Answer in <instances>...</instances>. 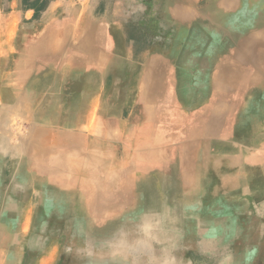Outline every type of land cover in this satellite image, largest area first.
Wrapping results in <instances>:
<instances>
[{
    "label": "bare ground",
    "instance_id": "obj_1",
    "mask_svg": "<svg viewBox=\"0 0 264 264\" xmlns=\"http://www.w3.org/2000/svg\"><path fill=\"white\" fill-rule=\"evenodd\" d=\"M202 5L203 7L198 10V16L197 13L193 14L190 32L187 29L189 33H186L187 42H180L173 51L171 50V54L163 56H159L156 49L146 50L143 64L140 62L138 69H136L139 74L131 77L132 86L124 95L121 91L123 88L118 90L115 95L112 94L113 97L115 96L113 105L108 103V94L106 96L105 90L102 91L101 95L92 98L91 101L95 102V106L87 110H82L80 103L83 102L79 96L74 97L72 106L62 107L59 111L54 105L55 102L54 104L42 105V103L47 102L39 98L40 95L38 94H36L38 100L35 103L34 97H29L28 114L30 116L28 119L31 122L59 123L58 129L61 130L64 141L73 138L83 141L84 138L85 147H80L78 151L80 154H85L89 161L93 160L92 164L96 170L100 168L101 152L110 156V168H106L105 172L102 173L105 176L109 174L110 177L104 180L103 189L92 192L89 198L102 202L110 201L113 208L117 205H123L124 208L115 210L116 216L110 220L109 225L94 219V221H84L85 218H83L77 221L76 223L83 229L81 231H84L85 235H91L92 238L98 240L106 239L109 233L113 232L117 222L137 221L148 215L151 216V208L148 209L151 212L147 211L146 207L149 205L145 204V201H143L144 203L141 201V196L145 190L136 189V187L141 185L142 177L140 174L147 172L149 168L155 169L158 163H168L172 166L173 189L185 191L188 187L192 189L193 185L197 186L201 166L196 164L194 156L201 150H205V153L220 151L218 146L216 148L209 146V141L205 140L216 137L223 127L225 131L224 140L219 142L226 143L229 141L230 136L227 132L229 127L233 128L232 123L237 118L239 108L243 104L249 105L250 92L254 91L252 88L254 82L253 62L256 60L258 63L264 64V0H204ZM29 53V61L26 57L23 58L22 62L19 63L20 69L18 68V73H16L21 74L25 82L28 81L25 74H30L35 69L36 65L34 64L38 62L34 58V52L30 51ZM39 56L40 54L37 53V58ZM117 65L116 61L112 63V67L116 70L114 73L118 70ZM191 72L194 74H188ZM44 75L38 74L37 78L42 79ZM118 75L112 74L115 78L114 87L115 85L119 86ZM114 82L116 83L114 84ZM195 89L198 91H196L197 93H194ZM26 90L29 91L30 86ZM16 93L13 86L12 92L9 90V98L6 100L10 106L18 105L15 103ZM86 97L89 98V95ZM122 98L126 104L121 115H118L117 107L119 108V106L116 100ZM134 104H136L135 107H133ZM37 107L42 111H35ZM128 108L135 110L136 114L125 117L124 112ZM174 123H179L182 126V133L177 135V141L180 140L181 142L171 139L167 135L168 133H164L163 126ZM116 126H119L121 130V134H119L121 142L115 135ZM33 133L35 134V131ZM36 134H38L37 131ZM116 140L118 144L115 143ZM239 142L234 141L233 143L239 145ZM223 149L226 151L229 147L225 146ZM71 151V149H66V152L71 153ZM245 158L246 161L249 160L248 156ZM147 162L150 163L149 166L146 165ZM42 170L45 171L42 174H48L47 176L50 178L39 184L41 186V202L44 203V208L57 209L69 197V193L74 194V192L68 191L69 184L65 175L55 177L49 174L48 170ZM98 182L99 178L97 177L90 181V185H97ZM106 186L112 189L109 194L105 193ZM14 187L10 188L13 190L12 192L16 191ZM10 189L9 191H11ZM81 197V205H76V214L86 216L89 212L87 208L89 199ZM8 205H13V201ZM13 216L14 212L10 209L3 210L0 214V238L3 233L9 232L7 222ZM229 222L231 224V220ZM224 251L226 253V250Z\"/></svg>",
    "mask_w": 264,
    "mask_h": 264
},
{
    "label": "rangeland",
    "instance_id": "obj_2",
    "mask_svg": "<svg viewBox=\"0 0 264 264\" xmlns=\"http://www.w3.org/2000/svg\"><path fill=\"white\" fill-rule=\"evenodd\" d=\"M96 2L97 0H48L43 8H39L40 2L37 0H28V7L24 6L22 0H0V142L8 143L6 146L9 142L18 143L19 139L24 137L25 127L21 117L23 114L16 111L15 105L10 106L6 103L9 98V82L8 79H4V75L15 74V71L20 69L19 62L16 60L21 56L27 41L36 39L48 26L59 19L65 17L71 19L75 12L83 14L85 8L93 7ZM57 3L59 5L51 11ZM118 81L119 86L116 87V91L122 88L121 79ZM131 86L130 80L129 87ZM196 91L195 89L194 93L198 92ZM24 94L25 88H21L18 97L23 98ZM36 100H38L37 95L33 98L34 103ZM116 102L120 106L117 114L121 115L124 99L116 100ZM244 107L247 108V106L239 108L233 123L238 125L239 118L243 119V115L247 112L244 111ZM124 114L125 117H129L136 112L128 108ZM243 121L240 122L243 123ZM247 129L242 127L239 134L238 127H229L227 133L230 137L226 143H217L216 137L209 138L208 145L214 148L218 146L217 148L221 150L206 152L207 154L205 150H201L194 156V161L201 166V170L198 176L199 182L197 186L193 185L192 189L189 187L185 191L173 189L174 175L172 176V166L168 163H158L155 169L149 168L147 172L140 174L141 185L136 189L145 190L141 201L149 205L146 208L149 212L152 210V215L138 219L139 222H117L108 239L98 240L85 235L76 222L78 219L86 220L88 215H77L76 207L44 208L39 203L41 196L38 192L34 195L31 191L18 188L15 192L9 191V175H0V214L6 209L14 212V216L7 222L9 232L3 233L0 238V264H120L118 260L109 257L107 242L120 229L134 233L144 220L158 216L164 209H168L169 218L172 221L171 227L175 229L170 236L176 245L172 254L176 257L177 264H242V262L243 264H264V199L255 198L249 194V191L245 193L238 191L233 186V172L236 161L239 160L238 154L241 148L248 146V141L238 143L240 146L233 142H239L240 137L245 138L248 134ZM119 132V128H116V135ZM181 133V128H178L177 135ZM115 143L118 144V142ZM225 146L229 147L226 151L223 149ZM101 154L100 168L97 169L96 174L99 178L98 188H101L104 180L110 177L109 174L107 176L102 174L106 168H109L110 156L102 152ZM1 160H4L8 166L7 159L0 155V162ZM146 165L149 166L150 163L147 162ZM243 171L245 170L242 169V173ZM2 178H5V182ZM247 179L249 174L246 172L242 174L241 184L238 186L247 187ZM26 199H31L32 207H23ZM12 201L13 205L9 206L8 204ZM100 205L104 203L98 201L97 210L103 208ZM149 208L151 210H148ZM101 214H97V218H100ZM104 215L103 213L101 217L107 218ZM109 223L104 224L109 225ZM157 254H159V246H157Z\"/></svg>",
    "mask_w": 264,
    "mask_h": 264
},
{
    "label": "crops",
    "instance_id": "obj_3",
    "mask_svg": "<svg viewBox=\"0 0 264 264\" xmlns=\"http://www.w3.org/2000/svg\"><path fill=\"white\" fill-rule=\"evenodd\" d=\"M203 1L97 0L93 7L85 8L83 14L75 12L71 19L66 17L59 19L48 26L44 33L36 39L27 41L21 56L16 60L19 63L25 57L28 60L29 52H34V58L38 62L34 64L36 66L32 71L33 73L25 74L28 80L26 81L27 83L21 77V74H16L18 71H15V74H7L4 77L8 79L9 90L12 92L13 86L16 89L15 103H18L16 111L23 114L21 117L25 127L23 140L20 139L18 143L9 142V145L6 146L8 143L0 142V155L8 161V166H6L5 161L1 160L0 175H9L8 188L10 189L12 185L13 187L15 186V190H29L36 195L35 192L38 191V194H40L41 191L39 184L50 178V176H47L48 174H42L45 173L42 169L48 170V173L55 177L65 175L69 184L68 191H73L74 194L72 192L69 193L71 196L69 195L60 205L69 207L80 206L81 196H83L85 199H89V205L87 206L89 212L86 220H95L103 223L111 222L110 220L116 216L115 210H122L124 206L117 205L113 208V204L110 201H105L103 202L104 205H100L103 208L97 210V202L101 200H90L89 197H91L92 192L103 188H98L96 184L90 185V181L97 178V170L92 164L93 160L89 161L85 154H80L78 151L80 147H85L84 138L83 141H78L74 138L66 139L69 141L67 142L63 140L61 130L58 129L59 123L31 122L28 119L30 116L28 114L29 97H34L38 94L40 95L39 98L47 102L42 103V105L54 104L55 102L54 105L59 111L62 107L72 106L74 97L79 96L83 102L80 103L82 110H87L95 106V102L91 101L92 98L101 95L102 91L105 90L106 96L108 94V103L113 105V95L117 93V86L115 85L114 87L113 85L115 78L112 74H119L120 78L118 77L117 79H121L120 85L122 88L124 86L123 89L121 88L122 94H126L130 89L131 77L133 74H139L136 69H138L140 62L143 64L146 50L156 49L158 55L163 56L171 54L174 47L180 42H187L186 35L190 32L193 14L197 13L196 15L198 16V10L202 8H199V6L202 5ZM58 5L59 3L51 11L55 10ZM64 13L68 14V12ZM30 15L32 14L30 13ZM32 44L33 46H31ZM37 53L40 54L39 58H37ZM115 61L119 65V67L117 65L118 70L116 73H114L116 71L115 68L112 67V63ZM253 66L254 82L252 88L254 91L250 92L249 105L244 109V111L248 112L243 115L244 117L247 116V118L243 117V123L240 122L242 120L239 118L238 125L232 123L234 128L238 127V133L242 127L248 128L246 138L239 139L243 143L248 141V146L241 148L238 154L239 160L236 161L235 172H233V186L238 191L243 193L249 191V194L255 198L264 199V64L255 60ZM45 71L48 73H44V77L38 79V74H43L42 72ZM29 86L30 90L28 91L26 89ZM21 88H25V96L23 98L18 97ZM88 95L90 99L86 97ZM125 104L124 102L122 107ZM243 106L245 105L243 104ZM117 109H120V106ZM35 111L41 112L42 109L37 107ZM34 114L37 115L35 112ZM244 123H247V125ZM179 125V123L164 125V133H168L167 135L171 139L177 141V129L182 127ZM116 128H119V126H116ZM34 131L35 134L33 133ZM36 131L38 134H36ZM119 134H121V130L117 135L115 133L119 139L118 141L121 142ZM224 134L225 131L222 127L216 136L217 142L224 140ZM205 141H209V139L207 138ZM80 143L81 145H79ZM66 149H71V153L66 152ZM245 156H248V161H246ZM242 169L245 170L243 173ZM246 172L249 174L247 187L238 186V184H241L242 174L244 175ZM30 173L32 174L30 175ZM4 179L2 178V181L5 182ZM111 190V187L106 186L105 193L109 194ZM40 196L42 197V195ZM41 197L39 203L45 207L44 203L41 202ZM30 200L26 199L24 207L33 206ZM101 213H104L107 218H102ZM97 214H101L100 218H97ZM88 236L93 237L91 235ZM109 236H111V233H109Z\"/></svg>",
    "mask_w": 264,
    "mask_h": 264
},
{
    "label": "clouds",
    "instance_id": "obj_4",
    "mask_svg": "<svg viewBox=\"0 0 264 264\" xmlns=\"http://www.w3.org/2000/svg\"><path fill=\"white\" fill-rule=\"evenodd\" d=\"M168 209L152 219H146L133 232L118 230L107 242L108 255L120 264H177L172 254L176 245L172 242ZM159 246V254H157Z\"/></svg>",
    "mask_w": 264,
    "mask_h": 264
},
{
    "label": "trees",
    "instance_id": "obj_5",
    "mask_svg": "<svg viewBox=\"0 0 264 264\" xmlns=\"http://www.w3.org/2000/svg\"><path fill=\"white\" fill-rule=\"evenodd\" d=\"M37 1L40 2L39 8H43L44 5H45V3H47L48 0H37ZM22 2H23V4H24L25 7H28L29 6L28 5V0H22Z\"/></svg>",
    "mask_w": 264,
    "mask_h": 264
}]
</instances>
